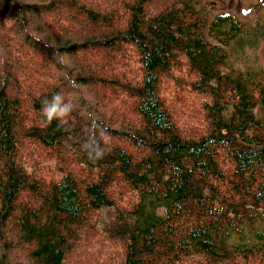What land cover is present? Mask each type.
Here are the masks:
<instances>
[{"label":"trees","instance_id":"obj_1","mask_svg":"<svg viewBox=\"0 0 264 264\" xmlns=\"http://www.w3.org/2000/svg\"><path fill=\"white\" fill-rule=\"evenodd\" d=\"M199 5L166 0L155 10V0H0V18L25 36L23 45L14 43L0 24V264H66L82 236L95 231L125 248L123 264H264V70L237 66L249 40L264 36V17L256 25L231 12L209 19ZM67 14L78 15L81 32L67 33L60 20ZM122 44L136 47L142 78L137 87L111 83L135 98L138 126L110 109L106 117L100 96H85L83 87L106 85L94 66L73 74L62 61ZM31 47L49 57L25 85ZM184 60L197 76L193 87L211 96L210 130L199 137L179 129L159 96L161 79ZM31 93L40 123L18 131ZM57 93L70 111L64 122L48 124L43 101ZM21 136L55 153V180H40L22 160ZM126 143L139 155L133 158ZM121 180L137 194L132 207L111 195Z\"/></svg>","mask_w":264,"mask_h":264},{"label":"rangeland","instance_id":"obj_2","mask_svg":"<svg viewBox=\"0 0 264 264\" xmlns=\"http://www.w3.org/2000/svg\"><path fill=\"white\" fill-rule=\"evenodd\" d=\"M41 0H20V2H39ZM198 7L205 10L204 14L209 19L215 17L217 14L224 12H231L237 16L241 21L248 22L250 25H256L260 19L264 17V6L260 0H199ZM166 0H155V10H159ZM158 7V8H157ZM63 9H61L62 11ZM128 15L121 17L120 24L124 27V23L128 20ZM66 26L68 32L79 30L82 31L81 25L78 23L79 17L74 15H60ZM0 18V24H5L4 28L6 35L10 36L19 45L25 43V36L19 32L15 24ZM1 30V27H0ZM1 33V32H0ZM62 43V42H58ZM2 34L0 35V63L5 58V52L2 48ZM31 53L28 56L34 59L33 70L30 79L24 80V84L28 85L34 79L38 78V70L44 63L48 54L40 55L35 48H29ZM105 49L94 50L90 49L88 52L79 54L76 57L64 56L63 64H67L69 69L75 70L73 74L82 66H94V74H98L101 80L106 82L105 86L97 84L94 87L85 91V96L92 99L101 98L102 112L113 110L120 121L124 120L126 124L130 122L138 126L142 118L136 108V100L125 94L123 90L111 83L112 80L122 84L129 82L133 87H137L142 78V67L138 51L135 46L131 44H122L120 48L111 51ZM60 56V55H59ZM62 59V57H60ZM238 67H250L255 70H264V36L258 34L255 39L249 40L238 54ZM84 72V71H83ZM84 74V73H83ZM197 76L189 72L186 60L182 65L177 66L172 70L171 74L165 75L161 79L159 96L164 103L168 113L171 114L174 122L179 129L188 136L199 137L209 132V122L206 110V105L211 102V96L206 93L197 92L193 87ZM40 82H44L40 80ZM36 87L33 86L30 90ZM16 92V87L13 88L12 93ZM34 92V90H33ZM32 94L23 98L24 104L21 109L25 115V122L18 128H29L40 123V113L36 112L32 107ZM78 97L75 98L77 100ZM107 117V115H106ZM119 123L116 125L118 126ZM18 150L22 156V160L30 167L36 168V175L40 180H55L57 178V163L58 159L55 153L47 148H44L37 141L21 136L19 138ZM126 151L135 156L139 155L137 148L130 143L124 145ZM74 172H77L78 167L72 166ZM123 187L119 184H113L110 188L111 195L124 207H132L137 202V194L124 184ZM24 201V199H22ZM113 210L106 211L102 214L101 219L105 222H110ZM98 215V213H95ZM256 223L254 227H258ZM83 234V232L81 233ZM88 239L82 236L83 242L80 249L70 257L66 264H123L126 256V250L120 243H113L108 240V236L99 234L98 231L87 232ZM2 245V243H0ZM3 247V245H2ZM19 250H16L17 252ZM14 252V253H15ZM2 248H0V254ZM17 254L21 255V251ZM11 259V258H10ZM186 264H206L204 260L198 262L190 260ZM212 264V263H208ZM228 264H242L239 262H229Z\"/></svg>","mask_w":264,"mask_h":264},{"label":"clouds","instance_id":"obj_3","mask_svg":"<svg viewBox=\"0 0 264 264\" xmlns=\"http://www.w3.org/2000/svg\"><path fill=\"white\" fill-rule=\"evenodd\" d=\"M69 111L70 106L64 102L62 95L59 93L53 95L51 100L46 99L43 101L42 114L48 124H51L53 120L64 122Z\"/></svg>","mask_w":264,"mask_h":264},{"label":"bare ground","instance_id":"obj_4","mask_svg":"<svg viewBox=\"0 0 264 264\" xmlns=\"http://www.w3.org/2000/svg\"><path fill=\"white\" fill-rule=\"evenodd\" d=\"M202 212V211H201Z\"/></svg>","mask_w":264,"mask_h":264}]
</instances>
